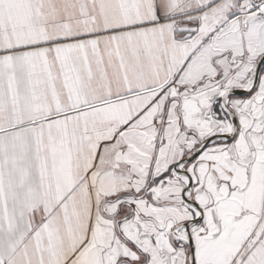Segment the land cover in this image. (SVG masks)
Listing matches in <instances>:
<instances>
[{"label": "snow or ice", "instance_id": "snow-or-ice-1", "mask_svg": "<svg viewBox=\"0 0 264 264\" xmlns=\"http://www.w3.org/2000/svg\"><path fill=\"white\" fill-rule=\"evenodd\" d=\"M0 264H264V0H0Z\"/></svg>", "mask_w": 264, "mask_h": 264}]
</instances>
